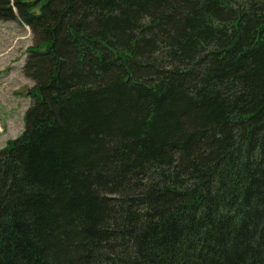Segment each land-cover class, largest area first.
I'll return each mask as SVG.
<instances>
[{"label": "trees", "instance_id": "16d2710c", "mask_svg": "<svg viewBox=\"0 0 264 264\" xmlns=\"http://www.w3.org/2000/svg\"><path fill=\"white\" fill-rule=\"evenodd\" d=\"M27 24L0 147V264H264V0H0Z\"/></svg>", "mask_w": 264, "mask_h": 264}, {"label": "rangeland", "instance_id": "374dc122", "mask_svg": "<svg viewBox=\"0 0 264 264\" xmlns=\"http://www.w3.org/2000/svg\"><path fill=\"white\" fill-rule=\"evenodd\" d=\"M31 43L27 24L0 19V147L24 127V113L31 102L27 89L33 81L22 66Z\"/></svg>", "mask_w": 264, "mask_h": 264}]
</instances>
